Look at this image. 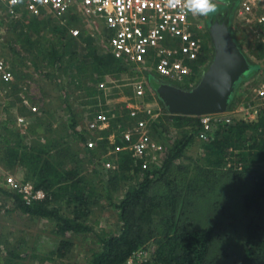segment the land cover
Returning a JSON list of instances; mask_svg holds the SVG:
<instances>
[{
    "label": "rangeland",
    "instance_id": "rangeland-1",
    "mask_svg": "<svg viewBox=\"0 0 264 264\" xmlns=\"http://www.w3.org/2000/svg\"><path fill=\"white\" fill-rule=\"evenodd\" d=\"M230 1L234 4L227 24L247 69L240 74L237 72L232 79L226 95L227 104L231 103L232 90L234 99L240 102L243 96L252 93L256 83L264 75V43L258 40L252 25L253 17L259 13L262 4L255 3L254 13L242 18L235 12L240 0H220L216 13L226 8V3ZM214 14L197 15V22L201 26L197 32L203 36L204 47L192 73L195 77L190 78L191 82L187 79V84L178 85L184 91H191L200 83L216 57V44L210 27ZM17 20L12 25L10 22L5 27L0 26V56L10 63L14 74L9 81L0 80V124L5 122L0 135L7 129L24 135L25 143H30L34 136H27V130L41 123L45 126L44 130L46 127L51 128V131H46L47 135L41 139L42 142L47 137L55 139L58 136L61 138L59 144L66 146L65 143L70 139V112L66 108L71 106L76 128L84 132V137L95 138L96 153L89 154L88 149L80 142L70 143L68 146L73 155L71 159L57 152L52 154L56 155L58 161L62 160L65 167L79 164L86 184L95 188L98 195L93 200L100 197L99 217L105 220L100 226L93 224L89 213L85 222L92 224V230L64 235L67 239L63 240L68 245L62 255H59L57 250L62 237L47 235L54 219L34 220L26 217L11 195L3 194L5 191L0 192V256L5 261H10V264H85L89 249L98 248V245L92 243V240H97L96 231L100 232L104 227L107 231L118 230V215L109 204L118 203L125 188L137 181L144 170L154 171L161 167L154 163L153 167L145 169L140 164L131 163V170L119 173L121 152H129L128 144L123 142L120 133L136 121L129 115L128 107L138 106L141 109L139 119H146L149 134L164 147L162 159L174 141L195 125L184 119L188 115L175 114L170 110L164 99L174 90L168 79L157 76L152 68L129 66L120 71L114 65L100 67L93 62L94 54H109L104 40L105 31L101 25L87 24L83 18L72 15L65 24L68 28L77 27L81 30V36L73 37L67 27L58 24L53 18L39 17L32 20V17L23 14ZM140 85L143 89L141 97L135 92ZM32 105L36 107L35 111L30 109ZM146 110L150 113L146 114ZM100 114L104 117L100 121L103 129L96 133L88 132V122ZM18 116L24 117V122L18 123ZM206 142L207 140L195 135L191 144L183 151L182 158L178 159L182 164H188L181 166H187L192 176L197 173L198 177L194 178L196 185L204 191L210 188L206 194L195 198L197 208L189 211V214L196 226L215 230L210 237L211 248L205 263L239 264L243 255L246 223L260 224L264 230V198L252 208L244 203L245 195L253 190L251 171L262 163L249 160L252 150L245 148L239 153L233 152L231 157L227 156L222 165L215 168L214 173L210 169H205L206 172L199 170L194 164L207 154L204 148ZM2 149L0 143V157H3ZM113 175L118 178L115 188L106 182ZM209 182H214L215 185L213 183L211 187ZM0 184L3 186L0 188H4V179H0ZM4 190L12 192L8 186ZM216 200L219 202H215ZM78 206L67 205L65 209L72 212V217L74 208L77 210ZM154 228L153 237L143 250L151 264H160L155 250L158 242L164 238L163 230L157 222ZM38 229L39 235L34 236ZM35 242L37 246H34Z\"/></svg>",
    "mask_w": 264,
    "mask_h": 264
},
{
    "label": "trees",
    "instance_id": "trees-1",
    "mask_svg": "<svg viewBox=\"0 0 264 264\" xmlns=\"http://www.w3.org/2000/svg\"><path fill=\"white\" fill-rule=\"evenodd\" d=\"M36 19L37 17H32V20ZM16 21L18 20H12L11 25ZM92 60L100 67L114 65L120 71L129 67L109 54L107 56L94 54ZM66 109L70 112L68 121L70 139L65 143L66 146L59 144L61 138L58 136L55 139L47 137L46 141L42 142L41 139L47 135L46 131H51V128L47 129L46 127L44 130L45 126L41 123L27 130V136H34L30 143H25L24 135L7 129L4 134L0 135L4 163L8 166L19 164L24 167L26 174L23 180L31 181L34 187L43 190L45 195L42 201L29 206L16 192L5 191L4 193L14 198L16 206L23 213L42 218H56L54 232L59 235L91 231L92 227L83 220L79 221V218L80 214L85 211L83 208H86L91 202L90 198L98 196L95 188L87 185L85 177L80 175L79 164L75 163L65 168L61 163L62 160L58 161L56 155H53L57 152L61 156L71 159L73 155L68 147L70 143L85 142L84 132L76 128L77 123L71 106H67ZM184 119L189 120L195 126L174 141L163 157L159 170H144L137 181L130 183L125 188L118 203L114 206L118 209L120 223L118 230L105 231L101 229L95 234L97 240H94V243L98 245V248L89 249L85 264H124L134 252L144 249L150 242L155 232L154 224L156 222L161 225L164 237L158 242L155 250L157 261L160 264H207L205 261L209 248H211L210 237L213 232L215 233V230L213 231L211 227L196 226L189 211H195L197 208L195 198L198 199L197 197L200 195L206 194L210 188L204 191L196 185L194 178L198 177L197 173L192 176L187 166H181L188 164H182L178 160L182 158L183 151L187 145L191 144L195 135L198 136L201 127L199 118L196 116H188ZM4 128L5 122H2L0 129ZM52 132L54 133L53 130ZM159 138L161 137L159 136ZM206 140L204 148L207 154L194 164L202 171L210 169V172L214 173L215 168L221 166L224 159H227V156L231 157L233 152L239 153L245 148L252 150L249 160L262 164L251 171L253 190L245 195L244 203L248 208L258 205L259 201L264 198V114L253 122L238 119L232 123L218 121L214 123ZM95 149L88 150L89 154L94 155ZM51 150L53 154L49 152ZM253 150L256 151L253 152ZM121 156V163L118 166L120 174L124 170H131L130 165L133 163L131 154L126 150L121 152ZM210 172L206 175H209ZM218 177L216 176V178ZM106 182L115 188L118 178L113 175L111 178H107ZM213 183L209 182L208 184L212 187ZM60 199H68V202L72 201L79 205L78 211L76 208L73 210L74 216L64 217L58 214L51 203ZM244 231L243 255L239 264H264V230L262 226L247 222ZM67 245L68 242L62 240L57 254L62 255ZM0 264H10V261H5L0 256Z\"/></svg>",
    "mask_w": 264,
    "mask_h": 264
},
{
    "label": "built area",
    "instance_id": "built-area-1",
    "mask_svg": "<svg viewBox=\"0 0 264 264\" xmlns=\"http://www.w3.org/2000/svg\"><path fill=\"white\" fill-rule=\"evenodd\" d=\"M257 2L262 7L253 17V32L264 43V0H240L235 12L242 18L249 17L254 13ZM23 14L53 18L64 27H67L65 21L72 15L83 18L87 24L101 25L109 55L131 67L152 68L157 76L167 78L170 85L177 88L187 84V79L190 81L195 77L192 73L204 47L203 36L197 32L201 29L197 15L185 11L183 0H18L15 4L11 0H0V26H7ZM68 30L73 37L81 34L77 27H69ZM13 76L10 63L0 56V80L9 81ZM135 92L140 97L143 95L141 85ZM234 98L232 90L231 103L227 104L225 111L196 116L201 127L198 131L200 139H207L218 121L232 123L238 119L253 122L262 116L264 75L249 96H243L240 102ZM30 109L35 111L36 107L32 105ZM128 110L136 121L121 132L120 137L128 144L133 164H140L145 169L153 167L154 163L161 166L163 145L149 134L146 119H139L141 109L130 106ZM145 113L150 112L146 110ZM103 119L101 114L96 119H90L87 131L96 133L103 129L100 122ZM17 122H24V117L18 116ZM94 140L93 137H85V148L94 149ZM7 185L29 206L45 195L31 181L8 177ZM140 263L151 264L143 249L134 252L124 264Z\"/></svg>",
    "mask_w": 264,
    "mask_h": 264
},
{
    "label": "water",
    "instance_id": "water-1",
    "mask_svg": "<svg viewBox=\"0 0 264 264\" xmlns=\"http://www.w3.org/2000/svg\"><path fill=\"white\" fill-rule=\"evenodd\" d=\"M233 4V1L227 2L226 8L214 14L210 27L216 44V57L200 83L191 91L172 86L174 92L165 96L164 100L173 113L199 116L226 110V95L232 79L237 72L240 74L247 69L244 57L234 43L227 24ZM189 94L193 96H186Z\"/></svg>",
    "mask_w": 264,
    "mask_h": 264
},
{
    "label": "crops",
    "instance_id": "crops-1",
    "mask_svg": "<svg viewBox=\"0 0 264 264\" xmlns=\"http://www.w3.org/2000/svg\"><path fill=\"white\" fill-rule=\"evenodd\" d=\"M83 144H84V142H83ZM50 153H52V151H50ZM0 158H1L0 159V179H4V183H5L4 184L5 185L4 188H0V192H3V191H6L4 189H5L6 186H8L7 185L8 177L16 176L20 180H23V178H24V176L26 174V169L24 167H21L19 164H13L11 166H8V165H6L4 163L3 157H0ZM65 168H67V167H65ZM1 173H2L3 176L1 175ZM80 175H82V173ZM0 187H3V186H0ZM3 194H5V193H3ZM90 200H91V202H89L88 206H86V208H83L85 211L82 212L83 214H80L79 220H83L85 222L86 216L90 213V219H92L93 224H98L100 226V225H102V221L105 220L104 218H100L99 217L101 215V213H100L101 209H98V204H100L99 203L100 197L97 200H93V198H90ZM40 201H42V200H40ZM40 201H36V202H34V204L37 203V202H40ZM51 204L53 205V207L56 208L55 210L58 211V214L62 215L64 217H71L70 215H71L72 212L70 213L68 210L65 209L67 207V205H70V207H72L73 205H76L72 201L68 202V199H60V200H57L55 202H52ZM115 204H117V202H112L109 205L114 207ZM91 210L94 211V212H90ZM114 210L116 211V214L118 215V209L114 207ZM62 212H64V213H62ZM24 216L31 217L34 220H37L35 218H40V219L42 218V217H39V216H36V215H33V214H28V213H25ZM44 218L45 219L46 218L47 219H54L53 224H52L50 230L48 231L47 235H50L52 237L58 235V236L62 237V238H60V240L67 239V238L63 237L64 235H59V234L54 232V230H55V219L56 218H49V217H44ZM85 223H87L88 226H90V227L92 225L89 222H85ZM119 225H120V223H119ZM102 229L107 231V228H105V227L102 228ZM34 233H35L34 236H38L39 235L38 234L39 233V229L36 230V232H34ZM96 233H98V232L96 231ZM66 234H68V233H66ZM42 237L45 238V235H42ZM93 242H94V240H92V243ZM90 243H91V240H90ZM34 246H37V242H35Z\"/></svg>",
    "mask_w": 264,
    "mask_h": 264
},
{
    "label": "clouds",
    "instance_id": "clouds-1",
    "mask_svg": "<svg viewBox=\"0 0 264 264\" xmlns=\"http://www.w3.org/2000/svg\"><path fill=\"white\" fill-rule=\"evenodd\" d=\"M13 4L18 0H11ZM220 0H183V6L186 12L198 16H208L217 11Z\"/></svg>",
    "mask_w": 264,
    "mask_h": 264
},
{
    "label": "flooded vegetation",
    "instance_id": "flooded-vegetation-1",
    "mask_svg": "<svg viewBox=\"0 0 264 264\" xmlns=\"http://www.w3.org/2000/svg\"><path fill=\"white\" fill-rule=\"evenodd\" d=\"M214 16V15H213ZM213 19H214V17H213Z\"/></svg>",
    "mask_w": 264,
    "mask_h": 264
}]
</instances>
